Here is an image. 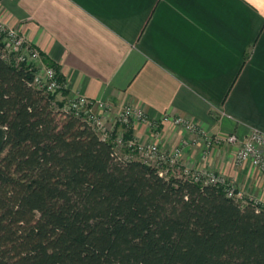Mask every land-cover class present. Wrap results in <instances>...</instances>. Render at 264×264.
<instances>
[{"label":"trees","instance_id":"1","mask_svg":"<svg viewBox=\"0 0 264 264\" xmlns=\"http://www.w3.org/2000/svg\"><path fill=\"white\" fill-rule=\"evenodd\" d=\"M1 47L0 264H264V209L116 156Z\"/></svg>","mask_w":264,"mask_h":264},{"label":"crops","instance_id":"2","mask_svg":"<svg viewBox=\"0 0 264 264\" xmlns=\"http://www.w3.org/2000/svg\"><path fill=\"white\" fill-rule=\"evenodd\" d=\"M0 17L56 67L64 87L55 107L77 95L139 105L195 122L207 135L238 143L206 149L182 127L160 123L158 144L181 161L170 177L204 167L253 199L264 181L234 154L253 131L264 134V0H0ZM130 138L151 142L144 125Z\"/></svg>","mask_w":264,"mask_h":264},{"label":"built area","instance_id":"3","mask_svg":"<svg viewBox=\"0 0 264 264\" xmlns=\"http://www.w3.org/2000/svg\"><path fill=\"white\" fill-rule=\"evenodd\" d=\"M1 52L3 57L16 66H24L33 75V85L46 95L55 97L62 92V85L55 68L43 63L40 52L34 48L27 38L18 30L10 28L0 17ZM61 110L71 114L86 125L102 141L110 142L116 156L121 151L126 153L124 160L138 159L147 165L158 169L161 177L169 178L167 167H174L181 161L182 149L177 148L170 155L162 153L158 144V129L160 123L169 122L174 127H182L188 133L195 135L196 140L204 143L206 149L217 146H229L238 143L235 134L227 136L207 135L199 126L183 117L164 116L161 121L150 120L139 105H124L115 109L113 104L102 100H89L77 95L66 99ZM135 123L144 125L153 134L151 142H141L127 138L128 129ZM234 164L242 166L249 164L264 181V134L253 131L234 154ZM183 177L194 183L212 186L223 191L225 196L240 205L252 203L256 208L264 209V198L253 199L242 190H238L233 182L218 171L204 167L185 169Z\"/></svg>","mask_w":264,"mask_h":264},{"label":"rangeland","instance_id":"4","mask_svg":"<svg viewBox=\"0 0 264 264\" xmlns=\"http://www.w3.org/2000/svg\"><path fill=\"white\" fill-rule=\"evenodd\" d=\"M54 104V103H53ZM118 156L120 157V158H125L126 157V153L124 152V151H121L119 154H118Z\"/></svg>","mask_w":264,"mask_h":264}]
</instances>
